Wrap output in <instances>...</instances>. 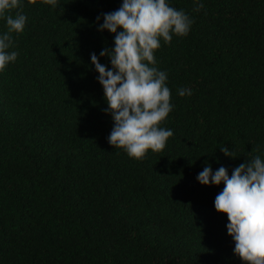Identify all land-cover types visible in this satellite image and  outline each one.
Segmentation results:
<instances>
[{
  "label": "trees",
  "instance_id": "1",
  "mask_svg": "<svg viewBox=\"0 0 264 264\" xmlns=\"http://www.w3.org/2000/svg\"><path fill=\"white\" fill-rule=\"evenodd\" d=\"M200 2L170 0L194 21L155 53L174 135L139 161L108 142L91 63L111 69L99 54L115 36L98 29L123 0H23L19 55L0 74V264H246L214 206L224 184L197 175L264 158V0Z\"/></svg>",
  "mask_w": 264,
  "mask_h": 264
},
{
  "label": "clouds",
  "instance_id": "2",
  "mask_svg": "<svg viewBox=\"0 0 264 264\" xmlns=\"http://www.w3.org/2000/svg\"><path fill=\"white\" fill-rule=\"evenodd\" d=\"M43 3L58 6V0ZM196 3L198 9L204 7L200 0ZM22 4L23 0H0V19L6 21L8 28L0 34V74L19 55L9 49L13 47L10 33L25 31L27 16ZM17 9L15 16L8 14ZM102 18L98 30L114 34L115 46L99 55L110 57L112 67L101 64L95 53L91 54V63L105 92L109 106L106 112L115 122L108 142L123 149L130 158L142 161L149 151H163L174 135L161 126L174 104L167 86L168 75L158 69L155 53L161 48V40L171 44L173 36L186 37L194 21L186 12L172 7L170 0H123L118 10L105 13ZM100 19L97 17V21ZM178 94L190 96L192 91L180 88ZM222 150L233 157L227 147ZM197 180L205 186L224 184L214 206L217 212L226 213L230 221L227 230L235 241L234 253L246 264H264V158L257 155L239 165L231 177L225 167L213 172L207 164Z\"/></svg>",
  "mask_w": 264,
  "mask_h": 264
}]
</instances>
